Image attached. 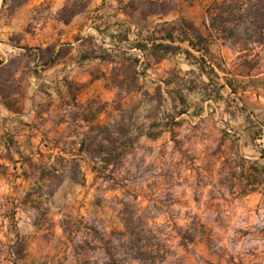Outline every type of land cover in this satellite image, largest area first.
Returning <instances> with one entry per match:
<instances>
[{
  "label": "rangeland",
  "instance_id": "374dc122",
  "mask_svg": "<svg viewBox=\"0 0 264 264\" xmlns=\"http://www.w3.org/2000/svg\"><path fill=\"white\" fill-rule=\"evenodd\" d=\"M121 1L77 0L82 11L68 24L59 16L68 0L1 2L0 102L10 112L0 110V264H131V215L150 219L185 264H264V67L248 70L220 44L211 48L227 70L218 76L183 51L157 62L137 48L164 22L184 18L205 32L207 8L222 0H167L147 20L145 0L131 18ZM55 45L58 59L41 52ZM256 53L264 65V48ZM74 96L84 112L92 100L109 103L92 108L113 116L81 121ZM98 124L115 143L94 132L101 157L84 153L76 178L69 170L47 181L53 141L69 137L77 153Z\"/></svg>",
  "mask_w": 264,
  "mask_h": 264
},
{
  "label": "trees",
  "instance_id": "16d2710c",
  "mask_svg": "<svg viewBox=\"0 0 264 264\" xmlns=\"http://www.w3.org/2000/svg\"><path fill=\"white\" fill-rule=\"evenodd\" d=\"M28 0H20L18 5H23ZM254 4L253 0H222L207 8L205 17L203 20V26L205 32L201 30L192 21L184 18L172 22H164L154 27L152 35L146 38V43H140L137 48L142 50H149L154 59L157 62L163 61L168 55L175 54L180 51L185 53L187 60L192 64L199 67L200 70L206 71V67L210 66L211 73L218 76L217 69L219 71L226 72V68H222L220 64H216L212 60L211 48L214 45L229 46L236 54L240 56L243 64L248 70L264 67L261 64V58L259 54L255 52L258 48H264V0H256ZM148 6V11L143 14L144 20H147L150 16L160 15L165 13L167 9V0H145L144 2ZM7 0H4L3 6H6ZM123 7L121 10L128 17L131 18V10L136 9L135 0H128L127 3L124 0L121 1ZM85 5V4H84ZM86 6L83 7L86 8ZM82 11L77 0H68L67 4L59 12L61 21L68 24L71 20ZM160 28V29H159ZM159 29V30H158ZM243 33L244 37L240 36ZM159 41V42H158ZM149 43L152 44L149 47ZM187 45V49H183L181 46H175V44ZM50 51L56 54L58 59L63 48L57 50V46L49 47L47 50L41 52ZM199 54V56L196 55ZM255 57L254 60L251 58ZM56 59L50 64L55 63ZM139 60H136L138 63ZM211 62V63H209ZM224 64V62H222ZM2 62H0V66ZM234 90V87L232 88ZM3 97H5L3 95ZM9 97V96H8ZM73 101H77V97L74 96ZM77 103V102H76ZM117 105V110H122V102L114 101ZM93 104H100L102 106H108L109 103H102L99 100H92L88 103L90 111L84 112L83 105H80V109L83 113L79 114L81 121L90 124L99 120V118L105 113L108 117H112V113H107L104 108H97L94 110ZM81 128V126H79ZM94 132H98L100 137L104 133H109L107 141L110 145L115 141L112 138L113 132L109 131L106 125H94L89 127L88 133L83 135L78 152L89 155L90 159L96 160L101 157V152L96 153L90 148V144L96 141V137L92 136ZM111 133V134H110ZM80 135V134H79ZM149 138L157 139V135L146 134ZM69 137H59L54 140L52 146H49L53 151L59 152L55 158V163L50 166V172L47 181L60 179L61 176H65L67 171H71V179L76 178L78 174H81V166L78 164V159L70 150ZM68 139V140H67ZM76 151V150H74ZM40 154V165L46 167V156L43 153ZM109 159L101 158L103 161L109 163L112 160V150H110ZM119 158L123 155L118 156ZM26 161L32 163L33 156L25 157ZM114 159V158H113ZM27 163V162H25ZM92 171L97 173L98 168L94 166ZM85 175H83V181ZM137 207L140 209L143 206V202H137ZM126 228L131 236L132 254L131 264H185L184 259L180 258L174 251L171 250V246L167 244V240L160 234L155 233L153 227L150 226V219L142 216L131 215L130 218H123ZM140 228V229H139ZM144 233L143 235H141ZM144 241V242H143ZM192 243L193 240H190Z\"/></svg>",
  "mask_w": 264,
  "mask_h": 264
},
{
  "label": "crops",
  "instance_id": "0c3cea01",
  "mask_svg": "<svg viewBox=\"0 0 264 264\" xmlns=\"http://www.w3.org/2000/svg\"><path fill=\"white\" fill-rule=\"evenodd\" d=\"M77 102V103H76ZM74 104H75V106H76V104L78 105V107H80V100H79V98H77V101H74L73 102ZM0 110H1V113H3V114H8V112H10L9 110V108L4 104V102L3 101H1L0 102ZM24 106H23V108H25V111H31V110H33L32 109V107H31V104H30V100L28 101V100H25V103L23 104ZM67 106H69L70 107V105H67ZM23 111H24V109H23ZM37 117H40V115H38L37 114ZM81 135H79L78 137H80ZM42 139H46V136H43V138ZM41 139V140H42ZM82 140V139H81ZM81 140H79V142L81 141ZM80 144V143H79ZM56 152H57V150H56ZM75 152H77V153H73L74 155H75V157H81V155L82 154H84V153H80V152H78V150L77 151H75ZM40 153V152H39ZM41 153H43V152H41ZM44 154V153H43ZM57 154H58V152H57ZM22 155V154H21ZM40 155V154H39ZM46 155V154H45ZM52 155V154H51ZM53 156V155H52ZM35 157H33V159H34Z\"/></svg>",
  "mask_w": 264,
  "mask_h": 264
},
{
  "label": "bare ground",
  "instance_id": "6f19581e",
  "mask_svg": "<svg viewBox=\"0 0 264 264\" xmlns=\"http://www.w3.org/2000/svg\"><path fill=\"white\" fill-rule=\"evenodd\" d=\"M1 2H2V0H0V6H1Z\"/></svg>",
  "mask_w": 264,
  "mask_h": 264
}]
</instances>
